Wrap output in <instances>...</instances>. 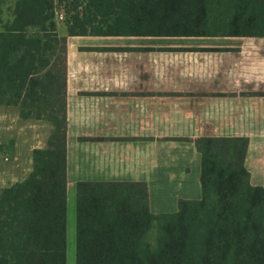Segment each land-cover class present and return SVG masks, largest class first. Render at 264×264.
Listing matches in <instances>:
<instances>
[{
	"label": "trees",
	"instance_id": "obj_1",
	"mask_svg": "<svg viewBox=\"0 0 264 264\" xmlns=\"http://www.w3.org/2000/svg\"><path fill=\"white\" fill-rule=\"evenodd\" d=\"M70 36H264V0H0V105L50 122L33 169L0 189V264H67ZM200 199L154 213L135 181H79L76 264H264V186L249 138L204 136ZM154 231V237L152 233Z\"/></svg>",
	"mask_w": 264,
	"mask_h": 264
},
{
	"label": "crops",
	"instance_id": "obj_2",
	"mask_svg": "<svg viewBox=\"0 0 264 264\" xmlns=\"http://www.w3.org/2000/svg\"><path fill=\"white\" fill-rule=\"evenodd\" d=\"M63 26L68 187L145 182L152 212L177 211L202 197L194 140L204 136L249 138L246 166L264 186V36H70ZM51 130L0 105V189L30 174Z\"/></svg>",
	"mask_w": 264,
	"mask_h": 264
},
{
	"label": "rangeland",
	"instance_id": "obj_3",
	"mask_svg": "<svg viewBox=\"0 0 264 264\" xmlns=\"http://www.w3.org/2000/svg\"><path fill=\"white\" fill-rule=\"evenodd\" d=\"M58 13H63L66 16L65 10L63 8L58 9ZM58 32L59 34L64 32V20L57 17ZM1 159L6 163V165H11L13 163V157L8 153L7 148L4 149ZM20 179L21 176L15 177ZM13 179L10 181H4V184H11ZM76 234H77V186L68 187V199H67V264H76ZM154 237V231L152 233V238Z\"/></svg>",
	"mask_w": 264,
	"mask_h": 264
},
{
	"label": "built area",
	"instance_id": "obj_4",
	"mask_svg": "<svg viewBox=\"0 0 264 264\" xmlns=\"http://www.w3.org/2000/svg\"><path fill=\"white\" fill-rule=\"evenodd\" d=\"M57 17H58L59 19L63 20V19H64V14H63V13H58V14H57Z\"/></svg>",
	"mask_w": 264,
	"mask_h": 264
}]
</instances>
